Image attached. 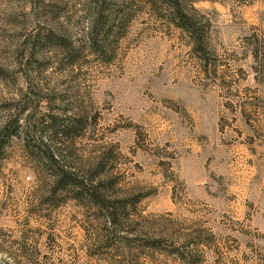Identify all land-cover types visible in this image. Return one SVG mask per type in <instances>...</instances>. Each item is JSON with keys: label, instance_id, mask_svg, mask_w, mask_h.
Returning a JSON list of instances; mask_svg holds the SVG:
<instances>
[{"label": "rangeland", "instance_id": "374dc122", "mask_svg": "<svg viewBox=\"0 0 264 264\" xmlns=\"http://www.w3.org/2000/svg\"><path fill=\"white\" fill-rule=\"evenodd\" d=\"M181 2L206 71L164 0H0V264H264V0ZM48 152L140 196L128 220L53 188Z\"/></svg>", "mask_w": 264, "mask_h": 264}, {"label": "trees", "instance_id": "16d2710c", "mask_svg": "<svg viewBox=\"0 0 264 264\" xmlns=\"http://www.w3.org/2000/svg\"><path fill=\"white\" fill-rule=\"evenodd\" d=\"M163 8L167 11L172 25L187 33L193 46L192 49L198 54V59L203 63V70L206 71L208 66L213 64H210L204 56L205 45L203 43V34L198 26V22L188 14L181 0H164ZM254 57H256L255 53ZM53 156L52 152L45 153L43 156L46 162L53 167L56 175L53 188L61 190L65 188L66 185L69 187L71 186V189H74L76 193L74 197L77 199L79 194L84 196L92 206L102 212L103 223L112 228L118 229L119 225L128 220V216L125 214L124 217H121L119 211L126 212L129 210L131 206H134V203L140 196L132 198L128 195H109L105 192V190H107L106 186H101L99 181L96 183H90L89 181L87 184H84L82 180H77L72 172L63 168V164H59L58 160ZM99 171L98 173L102 172L101 169ZM114 184L115 183H113V185ZM112 243L118 245L120 242ZM97 244L99 245L93 246L94 243H91L86 247L88 255L91 253L116 255L118 253L116 249L111 247V242H97ZM119 246H124V242H121ZM135 247L136 246L129 247L127 253L132 254ZM139 247L145 251L142 253H154V251L160 252L164 255L175 257L182 264H193L191 259L192 252L187 249L185 245H177L172 242H140ZM98 248H102L104 251L94 252V250H97Z\"/></svg>", "mask_w": 264, "mask_h": 264}]
</instances>
